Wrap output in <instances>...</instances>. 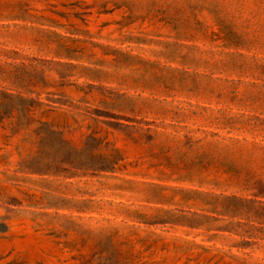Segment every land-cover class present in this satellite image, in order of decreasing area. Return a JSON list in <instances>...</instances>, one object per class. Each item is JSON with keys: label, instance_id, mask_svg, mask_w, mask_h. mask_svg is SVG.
<instances>
[{"label": "rangeland", "instance_id": "obj_1", "mask_svg": "<svg viewBox=\"0 0 264 264\" xmlns=\"http://www.w3.org/2000/svg\"><path fill=\"white\" fill-rule=\"evenodd\" d=\"M0 264H264V0H0Z\"/></svg>", "mask_w": 264, "mask_h": 264}]
</instances>
